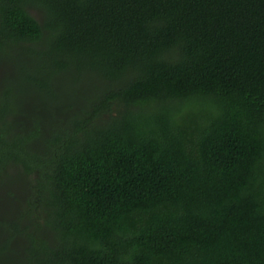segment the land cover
I'll list each match as a JSON object with an SVG mask.
<instances>
[{"label": "trees", "instance_id": "16d2710c", "mask_svg": "<svg viewBox=\"0 0 264 264\" xmlns=\"http://www.w3.org/2000/svg\"><path fill=\"white\" fill-rule=\"evenodd\" d=\"M4 45L69 87L0 99V264H264V0H0Z\"/></svg>", "mask_w": 264, "mask_h": 264}, {"label": "rangeland", "instance_id": "374dc122", "mask_svg": "<svg viewBox=\"0 0 264 264\" xmlns=\"http://www.w3.org/2000/svg\"><path fill=\"white\" fill-rule=\"evenodd\" d=\"M30 12L38 21H42L43 10L34 8ZM3 49H6L7 54L3 52L0 55V89H5L0 91V99L13 105L12 109L16 113L14 115L16 125L21 123V125L27 126L36 119L34 116H43L45 109L41 112L40 108L43 107L44 101L54 106L61 102L62 96L65 95L63 90L69 87V84L66 82L59 84L58 93L62 95L56 94L52 101L51 97L39 87L22 80L23 68L17 65L18 54L13 52L15 50L6 45L1 47L2 51ZM26 65H28V61L23 67L26 68ZM7 88L11 90V93L4 94ZM31 180L32 176L22 172L20 166H8L0 170V219L6 220L12 217L17 203L25 199L23 196L28 193L27 187Z\"/></svg>", "mask_w": 264, "mask_h": 264}]
</instances>
